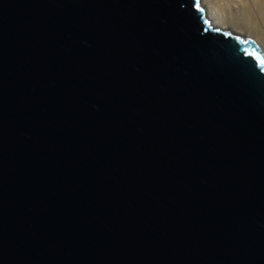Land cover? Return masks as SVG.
I'll list each match as a JSON object with an SVG mask.
<instances>
[{
	"label": "water",
	"instance_id": "1",
	"mask_svg": "<svg viewBox=\"0 0 264 264\" xmlns=\"http://www.w3.org/2000/svg\"><path fill=\"white\" fill-rule=\"evenodd\" d=\"M0 264H264V51L200 0H0Z\"/></svg>",
	"mask_w": 264,
	"mask_h": 264
},
{
	"label": "bare ground",
	"instance_id": "2",
	"mask_svg": "<svg viewBox=\"0 0 264 264\" xmlns=\"http://www.w3.org/2000/svg\"><path fill=\"white\" fill-rule=\"evenodd\" d=\"M214 28L254 40L264 51V0H200Z\"/></svg>",
	"mask_w": 264,
	"mask_h": 264
}]
</instances>
